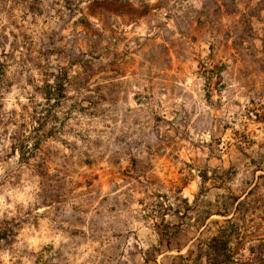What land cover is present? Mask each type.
I'll return each mask as SVG.
<instances>
[{
  "label": "rangeland",
  "instance_id": "obj_1",
  "mask_svg": "<svg viewBox=\"0 0 264 264\" xmlns=\"http://www.w3.org/2000/svg\"><path fill=\"white\" fill-rule=\"evenodd\" d=\"M0 264H264V0H0Z\"/></svg>",
  "mask_w": 264,
  "mask_h": 264
},
{
  "label": "trees",
  "instance_id": "obj_2",
  "mask_svg": "<svg viewBox=\"0 0 264 264\" xmlns=\"http://www.w3.org/2000/svg\"><path fill=\"white\" fill-rule=\"evenodd\" d=\"M213 251H219L221 253H227L229 252L226 248V244H223L222 246H220L219 248H214Z\"/></svg>",
  "mask_w": 264,
  "mask_h": 264
}]
</instances>
